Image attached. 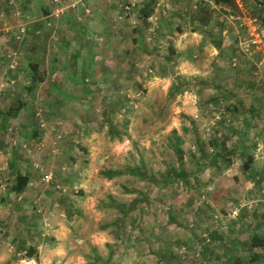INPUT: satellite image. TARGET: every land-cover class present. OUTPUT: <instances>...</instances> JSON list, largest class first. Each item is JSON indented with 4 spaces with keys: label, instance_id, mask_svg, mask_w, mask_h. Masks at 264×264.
<instances>
[{
    "label": "rangeland",
    "instance_id": "obj_1",
    "mask_svg": "<svg viewBox=\"0 0 264 264\" xmlns=\"http://www.w3.org/2000/svg\"><path fill=\"white\" fill-rule=\"evenodd\" d=\"M235 3L226 14L212 0H115L101 6L116 18H100L96 0H0V113L25 104L0 120V185L13 183L10 165L34 178L30 196L5 205L0 186V264L47 249L53 264H264V242L250 244L264 240V103H252L259 118L247 109L264 94L249 89L264 86V15ZM36 61L43 79L26 91ZM53 98L69 102L56 111ZM173 129L182 161L166 138ZM214 137L242 154L218 161ZM138 166L154 179L131 174ZM108 169L123 173L107 179ZM181 169L186 178L175 179ZM121 203L130 204L123 223L98 229L123 217ZM27 232L33 250L23 252Z\"/></svg>",
    "mask_w": 264,
    "mask_h": 264
},
{
    "label": "trees",
    "instance_id": "obj_2",
    "mask_svg": "<svg viewBox=\"0 0 264 264\" xmlns=\"http://www.w3.org/2000/svg\"><path fill=\"white\" fill-rule=\"evenodd\" d=\"M214 4L216 5H228L230 4L232 7H236L235 5V0H213ZM249 2L254 6V8L259 12V14H263L264 15V0H249ZM148 13H149V9L147 6H145L144 8V13H143V16L145 18H148ZM210 16V14H207L206 16H204V19H208ZM206 26V24H204ZM210 33V32H209ZM211 34V33H210ZM210 38V43L212 44L213 47H215L217 50H218V53L221 54L222 53V49H223V46H222V38L220 36H215L213 33L211 34V37ZM173 51V50H172ZM72 58H73V62L76 63L77 62V56L76 54H72ZM76 65V64H75ZM37 71H39V63H34L32 65V75H31V78H30V82H29V85L26 86L25 90L26 91H29V90H32V87H36L38 85V83H40L42 81L43 78H41L39 75H37ZM249 85H250V90H254L256 91L257 90H261L263 91L262 93H264V86H260L259 84H256L254 81H250L249 82ZM90 91V95L91 97L94 95V92H92L91 90H88ZM261 93V92H259ZM253 98H251V104L255 101H261L264 103V94L261 95V96H257V94H255L254 96H252ZM57 101V102H56ZM60 100H57V98H53V100H51L52 103L51 104H59ZM89 102V99L87 100ZM261 102H258L260 103L258 106L256 104L257 107H262L261 105ZM25 104H23V102H18L17 105L15 104H12V105H9V108H7V110L3 111L0 113V116H2V118L0 119L1 121L3 122H6L8 119L10 118H14V117H17L18 116V113L21 109V107H23ZM241 106H243V103L241 101H234L230 106H229V109L231 111H234V113H238V112H241L240 111V108ZM255 106L254 104L252 105H249L248 106V110L250 112V116L252 117H257L259 118L260 117V114H261V108H258V110H255V108L253 107ZM47 113V110L46 108L44 109ZM37 112L38 111H35V119H36V123H37V127L38 129H41L40 127V121L42 119L43 120H46L45 119V114H43L41 116V110H40V116L37 115ZM2 123V122H1ZM4 124V123H2ZM88 126H86V129L83 133H86V135L89 133L90 129H87ZM108 129H107V132L109 133V135L111 137H117L118 140H121L122 139V135L121 133L116 129V125L114 124H108ZM7 129V127H6ZM35 131V130H34ZM32 136H37L36 132H33L32 130ZM166 138L168 140H170L173 145H174V151L176 152L177 154V157L179 158L180 161H182L184 159V156H183V153H182V150L180 148V144H181V141H182V138L181 136L178 134L177 130L176 129H173L171 131V134L169 136H166ZM227 138H224V139H218L216 137H214V139L211 140L212 142V145L214 147H218L220 148V150L218 152H215L213 155L215 157H217L216 159H218V161H221L222 163L224 164H229L231 161H232V157L234 155H241L242 152L239 151V148H240V145L239 144H231L229 145L227 143ZM202 155V153L200 154ZM199 163H203L201 160L198 161L196 164H199ZM250 164H251V158L250 156H248L247 160H245L244 162V167L249 169L250 167ZM123 173L121 170H118V169H108V170H103L101 171V174L107 178V179H113L114 177H116L117 175ZM130 173L133 174L134 176H137L138 178L142 179V180H146V179H154V176L148 174V172L146 171V169L144 168V166H138V167H134L130 170ZM176 175V178L175 179H183V178H186V172L185 170L181 169L179 170L178 172L175 173ZM27 176H24L22 175L20 172L17 171V173H15L14 177H13V183L11 184L10 186V190L12 192H14L16 195H19V193H21L25 186H26V183H27ZM144 200V196L142 195H139L137 198H135L133 200V202L131 204H134L136 202H143ZM130 205V204H129ZM129 205H126V204H119L120 206V210L123 212V217H114L113 221L111 222V224H102L100 226H98V229H106L108 228L109 226H120L121 223H123L124 219L126 218V214L128 213L127 212V209L129 207ZM78 213L80 214V211H78ZM26 238V239H25ZM25 238H23V240H21V244L19 246V249L22 250L23 252H28L29 251H32V246L31 243H32V240H33V235L30 233V232H27ZM264 240L261 236H253L251 239H250V244L253 246V247H258V246H261L263 244ZM24 248H27V250H24ZM93 251H95L93 249ZM27 256L29 258H32L34 257V253H29L27 254ZM256 258L258 259H262L264 258V254H257L256 255ZM235 264V263H234Z\"/></svg>",
    "mask_w": 264,
    "mask_h": 264
},
{
    "label": "crops",
    "instance_id": "obj_3",
    "mask_svg": "<svg viewBox=\"0 0 264 264\" xmlns=\"http://www.w3.org/2000/svg\"><path fill=\"white\" fill-rule=\"evenodd\" d=\"M61 1V0H60ZM95 1V0H94ZM106 1V2H105ZM115 2V0H96V4H97V7L99 8V9H97L101 14L99 15V17L100 18H105V17H109L110 15L109 14H111L113 17H115L116 18V16H115V11H116V9H114V10H112V12L111 13H109V9L107 8H102V3L104 4V3H107L108 4V7L109 6H111L114 2ZM213 1V0H212ZM235 2H236V0H235ZM213 4H214V2H213ZM157 5H159V3L157 4ZM235 5H236V3H235ZM214 6H215V8H217V9H220V8H222L223 10H225L226 12V14L228 13L227 11H229V10H232V11H234L233 9H231L230 7H231V5L230 4H228V5H216V4H214ZM111 8V7H110ZM61 9H63L62 7H61ZM229 9V10H228ZM237 10H238V4H237ZM236 10V11H237ZM236 11H234L235 13H236ZM107 13V14H106ZM49 15H52V14H48L47 16H49ZM46 16V17H47ZM152 15H150V16H148V17H151ZM210 18H213V16H210ZM178 27V26H177ZM206 27V26H205ZM180 28H182L181 26H179V29H178V31L180 30ZM191 32H197L198 34H200L198 31H196V30H194V31H191ZM196 33V34H197ZM111 58H113L114 60L113 61H111L112 63H114L115 62V65H116V60L117 61H124V60H122V59H120V60H118L115 56H113V55H111ZM106 62V61H105ZM35 63H37V61L35 62ZM113 65V64H112ZM15 82V81H14ZM13 82V83H14ZM29 82H30V80L28 81V82H25V84H26V86L27 85H29ZM10 83H11V80H10ZM11 95H14V94H12L11 93ZM90 98H91V96H90ZM89 98V99H90ZM79 99L80 100H83V98H81V97H79ZM57 100H60L59 102V104H55V105H57L56 106V111H59L60 109H62L63 108V106L65 105L64 103H66V102H69V101H66V100H61V98L60 99H57ZM84 101V100H83ZM90 101V100H89ZM57 102V101H56ZM67 107V106H66ZM8 108H9V106H8ZM19 113H20V111H19ZM19 113H18V115H19ZM44 121V120H43ZM41 121H40V126H41ZM43 127V126H42ZM8 128H11V127H7V129ZM12 129V128H11ZM24 147H25V145H24ZM13 160H11V162H12ZM16 162H18L17 160H15ZM19 167V166H18ZM18 167H17V170L15 171V169H14V167L12 166V165H10V168L6 171L8 174H12V178L14 177V175H15V173H17V171L18 172H20L22 175H24V176H27V183H26V186H25V188H24V190L21 192V193H19V195H16L14 192H12L9 188L8 189H5L4 188V186L1 184L0 186L2 187V188H4L5 190H3V194H2V202H1V204L2 205H5V203H7V198L9 197V196H11L12 194H14L15 195V198L18 200V201H21L22 200V198L24 197V196H30L31 195V193H32V188H33V182H34V178H33V175L30 173V172H28V171H26V172H22V170H18ZM6 169V168H5ZM60 189H62V190H65L64 188H60ZM44 195L46 196V193H44ZM7 197V198H6ZM46 225V224H45ZM64 225V224H63ZM65 226V225H64ZM57 227V225L55 226V228ZM60 227H62V225H60ZM60 232L62 233V229H60ZM26 239V238H25ZM66 255V254H65ZM38 260H36V259H32V258H30L28 261L29 262H26L25 260L26 259H23V258H19V260H17L16 261V263L15 264H23V263H29V264H53V261L56 259V256H55V254L51 251V250H44L38 257ZM61 258L63 259L64 257L63 256H61Z\"/></svg>",
    "mask_w": 264,
    "mask_h": 264
},
{
    "label": "built area",
    "instance_id": "obj_4",
    "mask_svg": "<svg viewBox=\"0 0 264 264\" xmlns=\"http://www.w3.org/2000/svg\"><path fill=\"white\" fill-rule=\"evenodd\" d=\"M56 1H59V0H56ZM255 19L256 18H252V19H249V20H254L255 21ZM23 31H25V28L24 27H21L19 29L16 37L17 38H20L19 34L23 33ZM252 42L255 43L256 40H252ZM15 65H16V62H13L12 61L9 66H10V68H13ZM13 82H14V80H11V83H13ZM37 115L40 116V110L37 112ZM41 122H43L42 119H41ZM41 126H43V123H41ZM8 130L10 131L11 128H8ZM51 175H52L51 173L49 175H44L43 180L46 181V182H48L50 180V178H51Z\"/></svg>",
    "mask_w": 264,
    "mask_h": 264
}]
</instances>
